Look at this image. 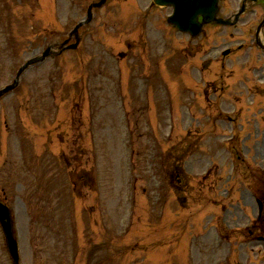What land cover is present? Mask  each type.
<instances>
[{
    "label": "rangeland",
    "instance_id": "rangeland-1",
    "mask_svg": "<svg viewBox=\"0 0 264 264\" xmlns=\"http://www.w3.org/2000/svg\"><path fill=\"white\" fill-rule=\"evenodd\" d=\"M150 1L110 0L87 23L80 24L78 30L83 34L78 47L36 62L20 73L17 86L0 99V198L15 214L21 240L20 264H264V242L246 239L257 213L254 194L264 177L260 169L264 168V118L250 119L254 110H246L247 128L238 140L228 143L231 128L235 125L240 129L242 120L237 125L223 115L214 124L212 115L205 113L199 112L193 121L183 114H168L167 94L158 92V86L163 82L168 87V81L180 80L186 69L184 61L174 60L171 73L168 51L162 54V64L159 61L168 39L166 17L172 9L159 5L148 9ZM222 3L225 13L237 7V0ZM87 5V0H0V15L4 12L12 20L10 38L0 40V87L10 83L20 65L46 46L59 49V43L86 16ZM144 13L150 15L142 29L146 43L153 47L155 63L147 75L158 85L155 90L143 84V73L138 77V64L129 65L130 48L123 66L116 52L127 48L121 36H136L134 41H138L134 15ZM263 13L264 1H259L246 15L253 19ZM247 28L246 22L235 31L210 25L202 36L211 40V48L216 49L211 55H215L228 40H240L238 30ZM104 30L115 31L107 37ZM244 35L248 40L250 34ZM173 36L176 45L190 40L191 48L202 38L174 31ZM111 46L114 54L108 50ZM200 55L196 53V60ZM157 61L162 70L158 74ZM159 74L164 77L159 79ZM121 77L130 79L124 94L118 91L125 82ZM84 84L87 90H83ZM74 86L76 95L71 91ZM193 90L188 96L194 95ZM226 98L225 105L231 106L230 96ZM134 105H150V113L132 116ZM198 120L204 134L185 139L181 146L182 127L195 129ZM209 123L212 132L216 126L220 130L216 135L207 132ZM170 124L174 126V138L169 142L176 147L174 153L182 156L191 183H203L201 191L194 190L189 196L190 205L185 209L181 200L179 203L166 195L172 192L161 149L154 147L168 138ZM68 125L70 137L60 129ZM95 143L100 144L99 160L93 156ZM104 152L106 157L102 158ZM69 159L74 170L69 175L76 190L69 185ZM167 159V170L171 171L170 153ZM252 159L258 162L249 165ZM104 163V174L108 175L105 182L98 175ZM232 164L239 174L227 179ZM88 171L95 175L92 182L97 193L91 191ZM204 172L222 173L223 178L200 181ZM142 229L146 237L138 235ZM0 247V264H11L1 242Z\"/></svg>",
    "mask_w": 264,
    "mask_h": 264
},
{
    "label": "water",
    "instance_id": "water-1",
    "mask_svg": "<svg viewBox=\"0 0 264 264\" xmlns=\"http://www.w3.org/2000/svg\"><path fill=\"white\" fill-rule=\"evenodd\" d=\"M155 2L163 4L172 3L174 5L175 12H173L174 14L170 17V21L174 22L181 29L192 30L194 28L195 32L198 30V25L195 24L194 19L191 17L195 15H184L183 12H186V10L190 11L192 14L202 12L204 13V20L206 21L214 18V16L211 14L215 12L214 10H216V2L214 0H155ZM0 222L7 236L8 247L10 249L9 251H11L15 258V251L13 250L14 241L11 237L10 230L12 229L11 217L7 210L1 206Z\"/></svg>",
    "mask_w": 264,
    "mask_h": 264
},
{
    "label": "trees",
    "instance_id": "trees-1",
    "mask_svg": "<svg viewBox=\"0 0 264 264\" xmlns=\"http://www.w3.org/2000/svg\"><path fill=\"white\" fill-rule=\"evenodd\" d=\"M176 170H178V168H176ZM180 170V169H179Z\"/></svg>",
    "mask_w": 264,
    "mask_h": 264
}]
</instances>
